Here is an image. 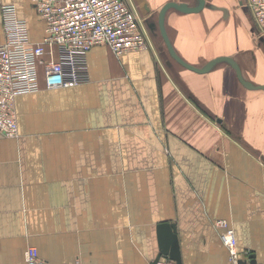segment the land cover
<instances>
[{
	"label": "crops",
	"instance_id": "obj_1",
	"mask_svg": "<svg viewBox=\"0 0 264 264\" xmlns=\"http://www.w3.org/2000/svg\"><path fill=\"white\" fill-rule=\"evenodd\" d=\"M3 2L40 40L34 0H0V42ZM164 25L185 62L229 57L253 87L226 60L186 68L155 38L120 55L94 45L76 86L40 79L14 100L18 135L0 132V264H25L29 246L52 264H151L162 222L182 264H228L217 219L264 262V36L246 0L170 7Z\"/></svg>",
	"mask_w": 264,
	"mask_h": 264
},
{
	"label": "built area",
	"instance_id": "obj_2",
	"mask_svg": "<svg viewBox=\"0 0 264 264\" xmlns=\"http://www.w3.org/2000/svg\"><path fill=\"white\" fill-rule=\"evenodd\" d=\"M34 5L44 22L38 41L30 39L27 23L17 16L14 4H1L0 132L7 137L18 135L16 96L37 91L40 79L48 89L86 81V54L94 45H106L116 55L150 47L131 0H34ZM246 5L264 36V0H246ZM213 226L220 231L231 264H264L251 261L248 250L238 249L234 228L226 219L215 220ZM24 261L52 264L40 258L34 246L24 251ZM170 261L161 257L156 264Z\"/></svg>",
	"mask_w": 264,
	"mask_h": 264
},
{
	"label": "water",
	"instance_id": "obj_3",
	"mask_svg": "<svg viewBox=\"0 0 264 264\" xmlns=\"http://www.w3.org/2000/svg\"><path fill=\"white\" fill-rule=\"evenodd\" d=\"M204 6V0H197V5L196 6H188L184 3H178L175 1H168L165 2L159 12H158V17H157V23H158V28L159 32L161 34V37L165 43V46L170 54V56L175 59L178 63L183 65L186 68H189L191 70L197 71V72H205L209 70L215 63L226 60L228 61L236 70L237 76L239 80L247 87H253L249 83L245 82L240 73L238 66L236 63L229 57L226 56H221L214 58L210 60L205 66L202 68H197L194 67L193 65L188 64L185 62L178 54L174 51L169 38L167 36L166 30H165V25H164V15L165 12L168 8L173 7L176 8L182 12H196L199 11L202 7ZM264 88V86H262ZM156 233H157V243H158V252L153 259L151 264H156V262L161 258V257H167L169 260L173 261L174 264H182L181 261V254H180V247H179V242H178V236L176 233V227L174 223L170 222H162L159 223L156 227ZM251 261H254V259L251 258Z\"/></svg>",
	"mask_w": 264,
	"mask_h": 264
},
{
	"label": "rangeland",
	"instance_id": "obj_4",
	"mask_svg": "<svg viewBox=\"0 0 264 264\" xmlns=\"http://www.w3.org/2000/svg\"><path fill=\"white\" fill-rule=\"evenodd\" d=\"M131 2L135 7L136 13H137V15H138V17L142 23V26L146 32V35H147L149 42L151 41V39L155 38L159 42H162V44L164 46L165 43L163 42V39H162L161 34L159 32L158 23H157L159 8L157 7L155 9H151V6L149 5L147 0H131ZM146 4H148L150 8L146 9L145 8ZM219 232L220 231L218 230V243L221 244L222 242H221ZM170 262H171V264H174L173 261H170ZM227 262H228V264H231L228 257H227Z\"/></svg>",
	"mask_w": 264,
	"mask_h": 264
}]
</instances>
